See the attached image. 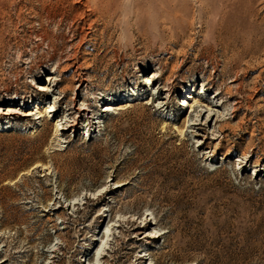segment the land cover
I'll return each mask as SVG.
<instances>
[{"label":"rangeland","instance_id":"obj_1","mask_svg":"<svg viewBox=\"0 0 264 264\" xmlns=\"http://www.w3.org/2000/svg\"><path fill=\"white\" fill-rule=\"evenodd\" d=\"M0 106L1 264H264V0H0Z\"/></svg>","mask_w":264,"mask_h":264},{"label":"bare ground","instance_id":"obj_2","mask_svg":"<svg viewBox=\"0 0 264 264\" xmlns=\"http://www.w3.org/2000/svg\"><path fill=\"white\" fill-rule=\"evenodd\" d=\"M147 77H149V76H147ZM152 77H155L153 80H151V78L149 77V79H147V83H149V82H152V83H154L158 78H159V74H157V73H153L152 74ZM42 88H39V90L40 89H45L44 88V86H41ZM101 100H104L103 98L101 99ZM183 101H185V99L183 100ZM224 102V101H223ZM222 103V102H221ZM185 104V103H184ZM107 107H106V109L105 110H108L109 109V106L108 105H106ZM191 106H194V105H190V107ZM56 106H55V104H52V103H50L49 104V106H48V109L47 110H45L46 112H51V111H54V112H56L57 111V109L55 108ZM42 108V107H41ZM79 110H81V111H83L84 109L82 108V109H79ZM195 110V109H194ZM13 112H11V110L9 109V108H3V107H1L0 106V114H3V115H10V114H12ZM38 114H40L41 112L39 111V112H37ZM45 114V113H44ZM26 115H30V112H25L24 113V116H26ZM37 115V114H36ZM41 116V115H40ZM39 117V116H38ZM37 117V118H38ZM39 123V122H38ZM60 126H62V125H58L57 124V126H56V129H55V133L58 131V128H60ZM63 128H64V126H63ZM33 129V128H32ZM61 129V128H60ZM34 130V129H33ZM56 135V134H55ZM103 215L102 214H100V213H98L97 214V219L94 221V222H100L101 220H99L98 218L99 217H102ZM151 224H154V222H150V221H147V222H145V224L143 225V227L144 228H146V227H149ZM136 228H138V226L136 227ZM153 233V232H152ZM164 234V232L163 233H158V234H153V235H151V236H148L147 235V237H149V238H151V239H154V238H156V239H159V237H161L162 235ZM102 237H105V234L103 233V236ZM94 240H95V242H96V238H94ZM96 247V246H95ZM98 248V247H97ZM93 253V254H92ZM90 254H92L93 255V258L95 257V256H97V255H102L101 254V252H99L98 250H97V252H93V251H91V253ZM95 259V258H94ZM142 257H140L138 260V262H141L142 261ZM3 261V260H2ZM94 263V262H93ZM0 264H1V262H0Z\"/></svg>","mask_w":264,"mask_h":264}]
</instances>
